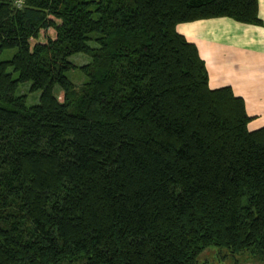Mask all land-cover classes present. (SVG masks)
<instances>
[{
  "label": "trees",
  "instance_id": "1",
  "mask_svg": "<svg viewBox=\"0 0 264 264\" xmlns=\"http://www.w3.org/2000/svg\"><path fill=\"white\" fill-rule=\"evenodd\" d=\"M18 1L0 0V264L264 260V128L177 31L264 26L259 0Z\"/></svg>",
  "mask_w": 264,
  "mask_h": 264
},
{
  "label": "crops",
  "instance_id": "2",
  "mask_svg": "<svg viewBox=\"0 0 264 264\" xmlns=\"http://www.w3.org/2000/svg\"><path fill=\"white\" fill-rule=\"evenodd\" d=\"M264 24V0H259ZM179 34L199 49L212 90L230 87L245 101L250 131L264 128V26L228 18L181 24Z\"/></svg>",
  "mask_w": 264,
  "mask_h": 264
},
{
  "label": "rangeland",
  "instance_id": "3",
  "mask_svg": "<svg viewBox=\"0 0 264 264\" xmlns=\"http://www.w3.org/2000/svg\"><path fill=\"white\" fill-rule=\"evenodd\" d=\"M16 53V50L5 51L1 56L2 61L11 60ZM70 61L82 67L91 63V58L85 54H79L71 57ZM69 79L75 84L77 89H80L85 83L86 78L80 70H73L68 74ZM17 78V75H15ZM59 94V91H57ZM19 95L27 96V106L29 108L39 105L40 92L32 93L31 84H23L20 86ZM200 264H264V260L249 251L242 253H234L227 248L210 247L204 251L199 259Z\"/></svg>",
  "mask_w": 264,
  "mask_h": 264
},
{
  "label": "built area",
  "instance_id": "4",
  "mask_svg": "<svg viewBox=\"0 0 264 264\" xmlns=\"http://www.w3.org/2000/svg\"><path fill=\"white\" fill-rule=\"evenodd\" d=\"M17 4H18L19 7L22 6V0H19V1L17 2Z\"/></svg>",
  "mask_w": 264,
  "mask_h": 264
}]
</instances>
